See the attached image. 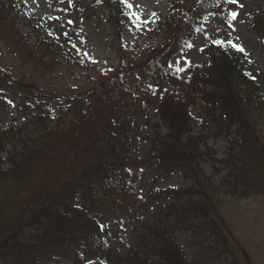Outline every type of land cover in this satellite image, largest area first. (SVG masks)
<instances>
[{"label": "rangeland", "instance_id": "374dc122", "mask_svg": "<svg viewBox=\"0 0 264 264\" xmlns=\"http://www.w3.org/2000/svg\"><path fill=\"white\" fill-rule=\"evenodd\" d=\"M223 1L228 14L222 13L224 6L220 0H128V3L122 2L125 6L122 12L113 0H0V77L4 78L7 87L3 93L0 92V138L5 143V149L0 153V171L5 174L6 169L12 166L13 156L20 153L21 144L30 142L35 134L36 120L19 103L20 91L29 90L33 94H46L58 99L89 98L96 93L99 105L78 115L82 122L77 123L73 132L81 145L98 147L109 138L106 133H111L116 123L119 127L123 122L131 126L135 121L138 133L141 128H153L163 115L172 118L176 113L173 107L186 94L180 87L181 82L191 83L197 72L205 71V76L210 78L206 82H213L218 89L226 88L222 65L218 67L219 71L217 68L206 69L211 58L220 62L226 52L217 54L211 51L210 54L211 45L208 43H235L244 49L243 65L255 79H259L255 88L241 87L247 93L240 94L247 124L236 126L241 137L247 141L253 138L255 147L251 148L250 144L246 147L239 135L215 138L219 128L211 116L217 115L220 123L225 119L214 107L210 112L202 110L199 102L201 87L195 83L191 87L193 96L187 98L186 104H191L193 109V129L198 144H184V147L174 137H169V140L175 152L193 154L200 149L203 156L186 161L184 172L179 171L168 180L165 177L158 183L159 188L147 196L126 199L129 207L123 205L119 209V217L115 219L118 221L116 246L109 250L108 255H126L129 248L139 245L142 239H148L147 224L161 221V234L157 238L159 245L171 250V254H177L183 264H222L224 259L240 264H264V46L254 31L255 22L264 12V0ZM198 2L208 6L203 12L204 30L196 36L192 49L185 50V54L178 57L174 55L168 62L169 71L162 73L164 61L174 53L171 48L176 38L187 35V30L197 20V17L189 19ZM175 3L179 5L177 15L167 20L174 17L172 8ZM128 4L134 5L145 22L144 26H136L132 30L125 27L121 14H125ZM229 12L236 13V18L230 17ZM69 20L73 23L69 24ZM260 37L264 39V32ZM181 45L182 48L189 47L188 43ZM235 82L237 87L250 85L239 77L233 79ZM205 90L209 92L211 87L206 85ZM215 98L221 100L224 97L217 95ZM149 120L150 124H144ZM160 132L162 136L168 134L164 125ZM112 137L107 147L115 145L122 152L124 149L118 145L121 138ZM10 140L13 144H9ZM15 144L18 147L13 150ZM137 145L142 152L148 148L142 141ZM238 152L257 158H253L255 162L247 172L248 178L255 179L247 186L250 195L232 192L238 177H235V170L240 164ZM173 153L168 151V157ZM68 157L72 158V153ZM140 157L143 167L151 168L152 158ZM125 159L136 166L130 172L122 173L121 177L128 179L134 176L141 162L133 151L127 152ZM51 166L53 163L49 166L52 169ZM12 174L4 175L0 203L6 196L11 213L19 214L15 212L21 206L19 197L32 189L39 190L47 180L40 173L22 178L20 172ZM237 181H240L239 177ZM172 188L186 190L187 201L178 205L174 214L180 216L187 231L179 229L168 233L163 230L170 222L174 225L176 217L162 206L160 190ZM143 190L141 188L142 194L147 193ZM239 191L243 189L239 188ZM123 193L115 186L104 196L108 201H116V197ZM87 207L77 203L69 209L71 217L81 219ZM132 219H139L141 227L136 233ZM213 229L220 232L219 241L217 236L208 234ZM161 235H166L171 242H164ZM12 237L10 233H0V246ZM216 243L218 246L213 247ZM223 243H227L229 252L228 248H220ZM219 249L228 255L223 256ZM58 264L80 263L66 260Z\"/></svg>", "mask_w": 264, "mask_h": 264}, {"label": "trees", "instance_id": "16d2710c", "mask_svg": "<svg viewBox=\"0 0 264 264\" xmlns=\"http://www.w3.org/2000/svg\"><path fill=\"white\" fill-rule=\"evenodd\" d=\"M117 1L115 0V2ZM116 6L119 9L122 8L119 3ZM204 6V3L196 5V13L201 14ZM255 25L257 34L264 32V16L258 18ZM223 65L228 67L234 64ZM229 72L232 73L231 68H229ZM3 79L0 77V91L6 88ZM215 87H217L216 84ZM189 90L190 88L186 90V93ZM108 94L110 95V92ZM234 94L229 89L227 94L222 95L223 99L215 102V107L218 106L225 119L223 123L218 120L225 133L236 126H245L247 122L246 113L242 107L243 101L237 99ZM192 96L193 92L190 91L186 100ZM96 99V93L90 95L89 98L78 96L58 99L56 96L33 94L29 90L21 91L20 103L33 111L34 117L37 119L35 126H38L39 129L35 131L30 142L21 144V152L13 156L12 166L6 169L5 174L13 175V172H20L22 173L20 178H22L33 173H40L45 175L44 178L47 182L41 184L39 190L32 189L27 195L19 197L21 205L20 208L17 206L19 211H15L13 208V211L19 214L11 213V206L6 202L7 197L4 196V202L0 203V233L4 232V235L10 233L13 237L10 241L5 242L4 246H0V264H43L44 261L48 264H57L70 259L84 262L85 258L92 256L94 259L99 256L100 262L97 264H183L177 254L173 255L171 250L159 245L160 241H157V238L161 234L159 228L161 221L153 225L152 223L147 224L148 239H142L138 248H133L129 253L124 254L125 256L122 255L124 257L120 255L110 257L111 253L108 255L109 250L113 249L112 240L116 241L117 239L118 223L115 222V219L119 217L117 213L123 205L127 206L126 199L132 198V196L123 193L116 197V202L112 199L108 201L104 195L111 188L118 186L119 189L122 183H125L120 172L124 169L123 164L126 161L123 157L129 152L127 141L130 131L127 129V133L123 134L125 126L119 127L116 123L115 129L111 133H106V137L109 136V138L105 137L102 145L98 147L81 145L75 138L76 134H74L73 128L81 121L78 115L83 112V109L89 111L92 110V106L99 105ZM173 108L176 111L172 116L175 121L165 120L169 124L168 130H170L172 138L174 137L178 143H182L184 133L178 132L177 125L182 127L185 132L189 128L190 121L186 112L181 111L178 107ZM53 113L58 116L55 126L49 125L52 123ZM163 117L167 118L164 115ZM112 135L115 138L116 136L121 138L118 145L124 149L122 152L115 145L107 147L112 142ZM188 139L190 140V138ZM171 145L172 143L169 142L166 148L172 150ZM4 149L5 143L0 138V153ZM178 152L174 153L175 156L166 165L164 173L166 172L168 176L174 173L173 170L184 172L187 169L183 159L185 157L177 158L179 157L177 156ZM70 153H72V158L68 157ZM51 163H53L52 169L49 167ZM5 174L0 171V186L5 180ZM244 176H247V171L244 172ZM162 194L163 201L165 200L167 203L166 208L168 207L170 214L176 217L174 225L169 221L168 229L163 228L164 232L170 233V230L179 229L187 231L185 225L181 224L180 216L177 213L174 214L177 212L176 206L178 204L181 206L187 201L185 191H168L162 192ZM77 201L82 205L89 206L88 213L101 212L103 217L111 215L114 218L112 221L114 224L109 227L108 224L106 227L103 224L102 228L96 222L71 217L72 212L68 209L74 206ZM105 209L108 210L105 211ZM135 221L139 223V219ZM208 234L217 236V241H219V231L213 229ZM161 236H163L164 242H171L166 238V235ZM215 246H218L217 243L213 245V247ZM220 248H228V252L230 251L227 243H223ZM219 251L222 254L225 252L223 249H219ZM225 255L228 253L223 256ZM222 264L237 263L224 259Z\"/></svg>", "mask_w": 264, "mask_h": 264}, {"label": "snow or ice", "instance_id": "6c2138e0", "mask_svg": "<svg viewBox=\"0 0 264 264\" xmlns=\"http://www.w3.org/2000/svg\"><path fill=\"white\" fill-rule=\"evenodd\" d=\"M122 2H124V3H128V0H122ZM128 7H132V5H131V4H128ZM153 15L155 16V13H153ZM236 15H237L236 13H232V17H233V19L236 18ZM57 19H58V18H57ZM68 23H69V24H72L73 21L69 20ZM65 35H67V33H65ZM219 43H224V42H219ZM73 47H75V46H73ZM231 47L236 48L238 51H241V52L244 51L243 47H241V46H239V45H237V44H235V43H231ZM101 227L103 228V225H102Z\"/></svg>", "mask_w": 264, "mask_h": 264}]
</instances>
